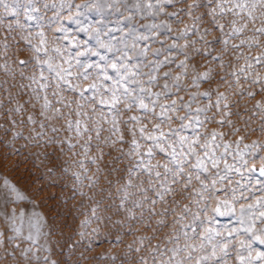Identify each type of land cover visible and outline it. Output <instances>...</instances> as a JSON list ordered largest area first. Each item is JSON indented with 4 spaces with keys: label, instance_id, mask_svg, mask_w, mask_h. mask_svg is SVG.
<instances>
[{
    "label": "snow or ice",
    "instance_id": "1",
    "mask_svg": "<svg viewBox=\"0 0 264 264\" xmlns=\"http://www.w3.org/2000/svg\"><path fill=\"white\" fill-rule=\"evenodd\" d=\"M0 121L6 171L19 139L80 147L108 186L93 217L111 189L119 200L113 243L152 232L127 245H150L138 264H264V0H0ZM6 171L0 264H70L78 242L58 255L55 226Z\"/></svg>",
    "mask_w": 264,
    "mask_h": 264
},
{
    "label": "rangeland",
    "instance_id": "2",
    "mask_svg": "<svg viewBox=\"0 0 264 264\" xmlns=\"http://www.w3.org/2000/svg\"><path fill=\"white\" fill-rule=\"evenodd\" d=\"M185 23H190V21L185 19ZM183 27V24H173L174 29ZM81 38H85L83 34H81ZM192 39H196V36H192ZM206 87L207 85L202 86L201 91ZM2 122L0 121V123ZM212 127H215V125H212ZM24 134L28 135V132L25 130ZM62 135L67 136L69 134L65 132ZM0 137H3L2 130H0ZM3 138L9 139L10 134L9 137ZM261 139L264 140V136ZM26 143L25 140L19 139L14 144V147L20 148V154L10 156L7 161L9 165H17L14 171H6L2 167V157L4 152L9 151V149L0 146V171H6L8 177L35 201L37 205L36 211L55 226V234L50 240V243L54 246L53 250L58 255L63 254L64 258L67 259V241L71 236L72 242H78V246L73 250L76 255L72 258L70 264H73L74 261H78L79 264H110L108 260L92 259V257L98 254L111 255L116 253L127 254L128 260L126 264H138L139 257L145 255L150 245L145 241V247L140 253L130 252L127 245L132 244L133 248L138 247L139 244L134 243L136 236H151L152 232L148 228L137 225L136 236L123 235L121 236L123 243L118 245L113 243L118 234V225L115 222L122 219L123 214H117L115 207L109 209L108 205L112 204L113 200L119 203V200L116 197L115 189H111L113 200L103 199V202L96 210V216L99 219L93 217L91 209L96 207V202L100 201L102 196L107 195L106 192L101 193L100 190L107 189L108 186L104 175L96 172V165L88 162V158L84 156L80 147L77 146L72 152H69L67 146H65L63 153L57 150L56 154L53 155L52 148L37 149L31 146L26 147ZM45 151L48 153L47 159L44 155ZM73 152L77 153V155H73ZM95 154L96 150L92 149L88 156H94ZM105 159L107 161V158ZM80 160H84V168H81L76 163ZM52 165H55L53 172H49V168ZM85 168L87 169L86 173L84 171ZM73 173L80 174L79 181L75 179ZM97 175L100 176L98 185L92 188L88 187L89 180L84 177H95ZM74 189L76 190L75 194ZM81 192L84 195H80L79 193ZM85 220H89L90 223L86 227H82V222ZM231 221L232 218L229 216L217 217L218 226H230ZM153 227H155L154 224ZM94 229L95 231H93ZM119 231L124 232L126 230L119 229ZM167 231L168 229H165V232ZM79 232H84L85 235L80 237L77 235ZM159 238L151 243L159 242ZM89 247L91 250L85 251ZM257 247L264 246L257 245ZM81 253L87 259L79 260ZM117 264H121V262L117 261Z\"/></svg>",
    "mask_w": 264,
    "mask_h": 264
}]
</instances>
